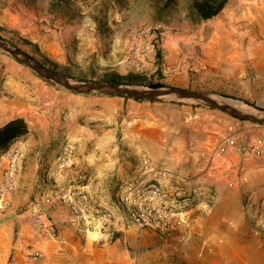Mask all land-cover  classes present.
<instances>
[{
	"label": "rangeland",
	"instance_id": "374dc122",
	"mask_svg": "<svg viewBox=\"0 0 264 264\" xmlns=\"http://www.w3.org/2000/svg\"><path fill=\"white\" fill-rule=\"evenodd\" d=\"M262 3L229 0L215 17L193 22L187 17L186 0H0V36L45 67L72 78L103 81L113 74L133 73L165 87L218 93L264 109V55L252 51L248 43L253 10ZM262 42L264 35H256L255 44ZM41 84L51 91L39 95V101L28 99V106L34 103L32 108L41 114L28 122H89L98 136L104 122H110V144L99 143L95 150L111 153L105 159L109 172L123 169V177L110 192L114 207L119 186L136 177L144 162L164 167L160 157L165 145L158 143V135L152 136L159 130H177L171 134L186 143L188 157L192 160L198 153L204 172L219 170L221 184L234 181L232 176L240 185L264 184V124L204 105L73 92L0 49V93L8 89L15 98L23 86L34 96L42 92ZM52 101L55 107L46 111ZM119 122H126L125 127ZM238 133L244 139L245 157L237 172L223 160L221 140ZM191 160L185 165L188 170L197 165H189ZM72 162L75 167L73 158ZM250 168L254 171L247 172ZM243 197L248 200L245 193ZM201 207L195 206L194 214ZM197 220L189 229L168 235L123 233L110 226L101 241L86 236L84 226L82 238L70 235L64 245L73 252L86 245L110 250L115 264L124 259L125 264L222 263V256L205 253ZM133 252L138 253L137 261ZM78 255L64 250L61 264H73Z\"/></svg>",
	"mask_w": 264,
	"mask_h": 264
},
{
	"label": "crops",
	"instance_id": "0c3cea01",
	"mask_svg": "<svg viewBox=\"0 0 264 264\" xmlns=\"http://www.w3.org/2000/svg\"><path fill=\"white\" fill-rule=\"evenodd\" d=\"M41 91L33 96L22 86L15 98L9 94L8 89L0 93V127L17 118H23L28 126L26 135L16 138L0 151V158L13 146H18L22 152L9 207L0 211V264H61L64 250L70 251L71 256L79 254L72 258L73 264H115L110 250L86 245L73 252L64 245L68 243L70 235L83 237L84 220L73 215L66 201L54 196L55 191L61 189L69 192L76 185L72 183L71 169L61 170L58 167L59 158L66 155L71 147L75 168L85 170L89 175L83 185L85 190L98 205L114 208L110 192L117 185V180L123 177V169L109 172L107 167L110 163L105 159L111 158V153L95 150L99 143L103 144L102 147L110 144V122H104L106 128L102 127L99 136L95 134V125L89 122H28L30 117L39 119L41 115L32 108L34 103L30 102L28 106V99L39 101V95H49L51 89L41 84ZM52 103L46 111L55 107ZM125 124L119 122L121 128ZM172 131L177 133L174 129L162 133L159 130L152 132V136L154 138L158 135V143L165 145L160 158H164L163 163L167 166L163 164L162 168L173 172L175 189L180 192L193 191L196 208L202 206L203 210L194 214L193 221L197 218L200 223L199 232L205 253L211 251L222 256L220 264H264V184L251 182L240 185L236 176L231 177L235 182L221 184L217 174L219 170L213 173L211 170L204 172L199 169L202 162L197 157L198 153H193L195 156L191 160L185 150L186 143L171 134ZM223 139V160L237 171L245 157L241 151L244 139L241 133ZM215 145L216 142L213 147ZM190 160L189 165L197 164L198 167L196 165L188 170L185 165ZM247 170L254 171V168ZM123 185L119 186L120 190ZM212 191L213 195L210 194ZM244 193L248 200L242 198ZM204 203L211 207L204 209ZM32 204L41 206L42 221L46 227L53 228L55 237L49 236L48 232H40L32 225L27 213ZM120 264H125V259Z\"/></svg>",
	"mask_w": 264,
	"mask_h": 264
},
{
	"label": "built area",
	"instance_id": "2783aa9c",
	"mask_svg": "<svg viewBox=\"0 0 264 264\" xmlns=\"http://www.w3.org/2000/svg\"><path fill=\"white\" fill-rule=\"evenodd\" d=\"M22 152L18 146L9 148L0 158V211L9 207V198L13 193L18 176V162ZM61 170L71 169L72 183H76L69 192L61 189L54 192L62 201H66L74 216L84 220L86 236L94 240H103L108 228L117 232L142 234L149 231L154 234L168 235L185 231L193 225L194 195L193 191L180 192L173 184V172L157 167L151 162H144L140 173L122 186L118 202L114 208H100L94 198L85 190L84 182L89 179L88 172L75 168L72 162V148L58 160ZM73 185V184H72ZM203 208L208 210L207 203ZM28 218L40 232H48L55 237L52 227H46L42 221L39 204H32ZM132 259L137 261L138 253L133 252Z\"/></svg>",
	"mask_w": 264,
	"mask_h": 264
},
{
	"label": "water",
	"instance_id": "95a60500",
	"mask_svg": "<svg viewBox=\"0 0 264 264\" xmlns=\"http://www.w3.org/2000/svg\"><path fill=\"white\" fill-rule=\"evenodd\" d=\"M0 49L7 52L47 81L81 94H107L134 99L185 102L221 110L241 120L264 124V109L245 104L233 97L207 91L176 87H151L128 83L77 79L49 69L25 51L9 45L0 37Z\"/></svg>",
	"mask_w": 264,
	"mask_h": 264
},
{
	"label": "trees",
	"instance_id": "16d2710c",
	"mask_svg": "<svg viewBox=\"0 0 264 264\" xmlns=\"http://www.w3.org/2000/svg\"><path fill=\"white\" fill-rule=\"evenodd\" d=\"M228 1L229 0H186L187 17L193 22L211 19L224 9ZM101 80L151 87H165L160 83H153L148 81L146 77L133 73H128L124 76L113 74ZM27 133L28 126L23 118L9 121L0 127V151L4 150L13 140L22 137Z\"/></svg>",
	"mask_w": 264,
	"mask_h": 264
},
{
	"label": "bare ground",
	"instance_id": "6f19581e",
	"mask_svg": "<svg viewBox=\"0 0 264 264\" xmlns=\"http://www.w3.org/2000/svg\"><path fill=\"white\" fill-rule=\"evenodd\" d=\"M250 25L253 27V34L252 37L249 38L248 43L252 46V51L260 52L264 55V42H262L260 46L255 44L256 35H264V3H262L260 7H256L255 10H253ZM91 237L94 236L91 234Z\"/></svg>",
	"mask_w": 264,
	"mask_h": 264
}]
</instances>
